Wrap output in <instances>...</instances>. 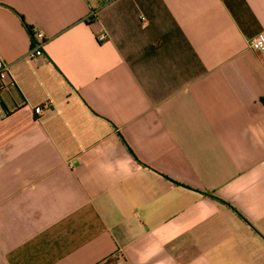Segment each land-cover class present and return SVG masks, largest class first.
<instances>
[{
	"label": "crops",
	"instance_id": "0c3cea01",
	"mask_svg": "<svg viewBox=\"0 0 264 264\" xmlns=\"http://www.w3.org/2000/svg\"><path fill=\"white\" fill-rule=\"evenodd\" d=\"M260 36L264 0H0V264H264Z\"/></svg>",
	"mask_w": 264,
	"mask_h": 264
},
{
	"label": "built area",
	"instance_id": "2783aa9c",
	"mask_svg": "<svg viewBox=\"0 0 264 264\" xmlns=\"http://www.w3.org/2000/svg\"><path fill=\"white\" fill-rule=\"evenodd\" d=\"M97 1V0H94ZM98 8H93L89 18L95 19L97 16ZM33 44L31 51L28 54V57L32 60L39 59L44 56V45L46 43V39L44 34L41 31H33ZM107 39L105 34H100L98 36L99 42H104ZM249 47L252 51L264 55V37L260 36L250 41ZM11 65L7 63L1 56H0V83L3 85L4 89H8L13 84L11 81ZM43 112V107L39 106L35 108V113L40 114ZM0 115L6 117L3 113L2 109H0ZM98 264H108L106 261L98 263Z\"/></svg>",
	"mask_w": 264,
	"mask_h": 264
},
{
	"label": "trees",
	"instance_id": "16d2710c",
	"mask_svg": "<svg viewBox=\"0 0 264 264\" xmlns=\"http://www.w3.org/2000/svg\"><path fill=\"white\" fill-rule=\"evenodd\" d=\"M22 21H23V24L24 26L27 28V30L29 31V33L31 34L32 38H33V35H34V32H33V28L30 27L29 25H27L24 21V18L22 16H20ZM209 195V194H208ZM213 199L219 201V202H223L221 201L220 199H218L217 197L213 196V195H210ZM240 215V214H239ZM245 221H247L242 215H240ZM248 222V221H247Z\"/></svg>",
	"mask_w": 264,
	"mask_h": 264
}]
</instances>
